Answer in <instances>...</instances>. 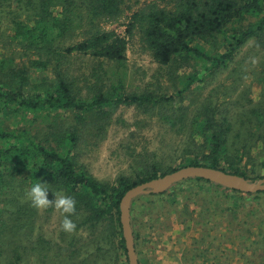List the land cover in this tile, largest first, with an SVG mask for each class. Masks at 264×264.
I'll return each mask as SVG.
<instances>
[{"label": "trees", "instance_id": "1", "mask_svg": "<svg viewBox=\"0 0 264 264\" xmlns=\"http://www.w3.org/2000/svg\"><path fill=\"white\" fill-rule=\"evenodd\" d=\"M1 3L11 17V39L22 51L20 58H27V63L0 60V256L6 264H32L34 253L38 264H94L108 256L128 264L119 204L129 189L187 166L252 181L264 178L263 102L253 103L250 96L242 102L240 95L233 104H217L210 96L194 108L191 100L184 104L197 83L231 66L230 76L264 80V66L255 63L260 53L264 58V0H0V11L7 10ZM122 21V34L106 28ZM134 39L167 70L173 87L181 85L175 94L125 88L120 71ZM244 48L254 60L245 62L250 54L241 56ZM77 58L86 63L80 75L75 74ZM32 71L43 74L34 83ZM231 106L238 111L234 117ZM121 107L157 119L184 138L167 157L179 160L178 166L138 155L130 173L113 182L89 173L82 149L102 139ZM38 182L48 183L50 201L55 193L76 200L73 233L59 225L57 239L39 234L32 240L40 209L26 193ZM185 182L207 183L240 199L264 195L202 179ZM54 210L43 209V215Z\"/></svg>", "mask_w": 264, "mask_h": 264}, {"label": "rangeland", "instance_id": "2", "mask_svg": "<svg viewBox=\"0 0 264 264\" xmlns=\"http://www.w3.org/2000/svg\"><path fill=\"white\" fill-rule=\"evenodd\" d=\"M1 4L3 9L8 8L5 3ZM21 6L24 10L26 3ZM8 11H0V60L13 59L15 63H27L26 57L20 58L22 51L11 39ZM122 25L123 21L108 24L106 28L122 34ZM244 50L241 56H247L249 52L248 48ZM248 55L251 57L245 58L247 63L250 59L254 60L253 54ZM262 56L263 53H260V58ZM260 58L255 59L259 67L264 66V58ZM74 62L75 74L80 75L86 69V63L78 58ZM232 68L206 82L197 83L190 91L193 94L184 104L188 105L191 100V108H194L209 96L217 104H233L240 95L243 97L238 100L242 102L250 96L253 103L258 100L264 103V80L254 82L251 81L252 76H230ZM196 70L198 73L201 71L199 67ZM166 71L159 68L134 39L128 46L127 62L120 73L128 91L139 92L148 88L175 94L181 85L173 87ZM191 72V69L187 70L186 75ZM42 75L32 71V83ZM231 108L234 117L238 111ZM184 141L181 135L167 130L157 119L146 118L132 108L121 107L113 113L111 124L102 139L82 149L81 162L98 181L113 182L117 176L130 173L138 155L157 157L171 167L178 166L179 160L169 161L167 157L172 151L179 150ZM39 211L37 231L32 240H37L40 235L48 241L57 239L62 217L60 211L55 209L47 218L43 215V209ZM130 222L140 264H264L263 194L240 199L238 195L207 183L183 181L163 196L134 199L130 208ZM40 225L41 233L38 230ZM79 236L83 240L88 238L87 233L81 230ZM85 257L81 255V259ZM31 263L38 264L37 254L31 257ZM122 263H117L114 256H108L106 260L98 258L94 264ZM0 264H6L5 255L0 256Z\"/></svg>", "mask_w": 264, "mask_h": 264}, {"label": "water", "instance_id": "3", "mask_svg": "<svg viewBox=\"0 0 264 264\" xmlns=\"http://www.w3.org/2000/svg\"><path fill=\"white\" fill-rule=\"evenodd\" d=\"M190 179L206 180L223 188L241 193L255 194L264 192V178L252 181L238 175L224 172L220 169L204 166L182 167L163 177L150 180L129 189L123 195L119 204V219L128 264H139L130 222V207L132 201L139 196L163 194L172 186Z\"/></svg>", "mask_w": 264, "mask_h": 264}, {"label": "clouds", "instance_id": "4", "mask_svg": "<svg viewBox=\"0 0 264 264\" xmlns=\"http://www.w3.org/2000/svg\"><path fill=\"white\" fill-rule=\"evenodd\" d=\"M50 188L48 183H34L26 193L32 205L38 209H47L54 206L55 209L60 211L63 217L60 224V230L71 234L76 230V223L72 220V216L76 212V200L70 196H65L62 193H55L54 200H49L48 193Z\"/></svg>", "mask_w": 264, "mask_h": 264}]
</instances>
